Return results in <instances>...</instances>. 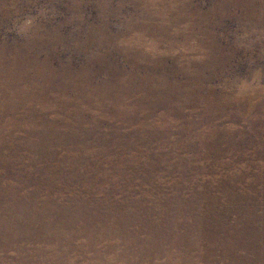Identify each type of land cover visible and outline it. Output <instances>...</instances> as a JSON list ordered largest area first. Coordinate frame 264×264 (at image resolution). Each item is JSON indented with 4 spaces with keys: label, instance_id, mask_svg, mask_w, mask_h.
<instances>
[{
    "label": "rangeland",
    "instance_id": "374dc122",
    "mask_svg": "<svg viewBox=\"0 0 264 264\" xmlns=\"http://www.w3.org/2000/svg\"><path fill=\"white\" fill-rule=\"evenodd\" d=\"M0 264H264V0H0Z\"/></svg>",
    "mask_w": 264,
    "mask_h": 264
}]
</instances>
